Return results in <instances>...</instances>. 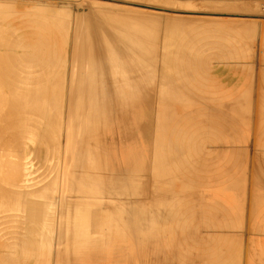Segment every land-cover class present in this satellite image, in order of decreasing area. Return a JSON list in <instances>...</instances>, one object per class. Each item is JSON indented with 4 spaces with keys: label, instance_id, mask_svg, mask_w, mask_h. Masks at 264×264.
<instances>
[{
    "label": "bare ground",
    "instance_id": "1",
    "mask_svg": "<svg viewBox=\"0 0 264 264\" xmlns=\"http://www.w3.org/2000/svg\"><path fill=\"white\" fill-rule=\"evenodd\" d=\"M24 3L0 0V264H264V21Z\"/></svg>",
    "mask_w": 264,
    "mask_h": 264
},
{
    "label": "rangeland",
    "instance_id": "2",
    "mask_svg": "<svg viewBox=\"0 0 264 264\" xmlns=\"http://www.w3.org/2000/svg\"><path fill=\"white\" fill-rule=\"evenodd\" d=\"M2 1H9V0H2ZM15 1H19V2H25L27 4H31V3H36V2H44V3H51V4H54V5H57L58 8H62L64 4H67V3H70L71 7L74 8V6H76V3L77 2H81V1H84V0H15ZM86 1H91V2H101V3H106V4H111V5H119L121 4L126 6L128 4V6H132L133 8H144V10H148V11H152V12H173L172 14H181V15H184V16H197V17H204V16H208L210 18H215V17H218L219 15V18H222V17H227V18H233V19H240V18H245L246 20H255V21H264V0H242L244 2V6H247V7H252V9L248 12H246L244 16L242 15H238V14H235V11L234 13H232V11H226V10H223V11H217L215 12V14L213 13V11L207 9L204 4L205 3H202L204 2V0H196V1H192L190 0L191 2H193V4H196V7L203 4V6L206 8V9H203L202 6L200 7V9H198L199 7H197L196 9L195 8H188V5H187V9H179V10H172V9H163L161 6H158V5H150L148 4L147 1H144V2H137V0H86ZM228 2L231 0H227ZM233 2H236V0H232ZM237 2H239V0H237ZM241 2V0H240ZM24 3V4H25ZM152 4V2H149ZM126 4V5H125ZM192 4V5H193ZM242 4V2H241ZM191 5V6H192ZM243 5V4H242ZM135 6V7H134ZM137 6V7H136ZM195 6V5H194ZM259 10H256V8ZM193 7V6H192ZM255 8V10L253 11V9ZM195 9V10H194ZM261 9V10H260ZM57 8L54 7L53 9L50 10V14H55L57 12ZM261 11V12H260ZM251 12V13H250ZM253 12V13H252ZM256 12V13H255ZM258 12V13H257ZM217 13V14H216ZM224 13V14H223ZM229 13V15H228ZM235 14V15H234ZM212 15V16H211ZM236 16V17H235ZM249 17V18H248ZM248 18V19H247ZM257 18V19H256ZM259 18V19H258Z\"/></svg>",
    "mask_w": 264,
    "mask_h": 264
}]
</instances>
